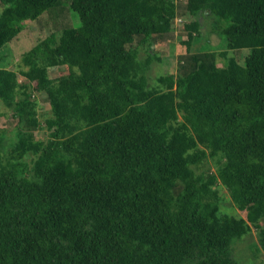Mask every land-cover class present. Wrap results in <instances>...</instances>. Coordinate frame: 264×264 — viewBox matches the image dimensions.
I'll list each match as a JSON object with an SVG mask.
<instances>
[{"label":"trees","instance_id":"obj_1","mask_svg":"<svg viewBox=\"0 0 264 264\" xmlns=\"http://www.w3.org/2000/svg\"><path fill=\"white\" fill-rule=\"evenodd\" d=\"M61 1L0 0V47ZM182 5L185 52L154 83L162 57L139 44L173 30L178 0H69L80 24L23 53L25 81L0 66L16 117L8 149L0 130V264H240L250 224L264 250V0ZM31 88L49 100L46 138ZM208 158L215 170H195ZM219 184L244 216L221 210Z\"/></svg>","mask_w":264,"mask_h":264},{"label":"rangeland","instance_id":"obj_2","mask_svg":"<svg viewBox=\"0 0 264 264\" xmlns=\"http://www.w3.org/2000/svg\"><path fill=\"white\" fill-rule=\"evenodd\" d=\"M184 0H178V11L181 13L176 15L173 20V30L166 35L159 37L158 40H153L151 43L139 44V55L143 56L147 47H152L156 50L157 55L162 57V60H155L152 62L150 69L148 70V80L150 83H154L155 77L159 73L178 70V59L183 52H185V44L182 39L186 38V32L184 30L185 20L193 19L194 16L190 15L187 10L184 9ZM80 24L78 13L69 8V0H62L59 4L43 10L37 17L33 19H26L24 21V27L19 33L10 41L0 47V66L9 67L15 69L18 72V80L25 81L26 78L20 73L21 68H25L22 62L23 53L29 49L37 40L47 36L51 32H54L56 36L59 35L61 29L67 26H76ZM208 24L203 21L201 26L202 35H206L209 39L211 49L216 50L218 53V63L223 64V58L220 56L219 51L221 42L219 37L215 33L207 32ZM202 39L200 40V42ZM203 44V42H201ZM198 43H193L195 46ZM249 48L243 47L237 50H229L227 54L234 55L238 61L242 62L244 55L248 52ZM68 72L66 64L56 65L48 68V74L51 77L58 76ZM32 84L34 82H31ZM34 99L36 101V115L41 121V125L34 129V135L37 138H46L48 130L44 126V118L51 114L49 100L44 91L31 88ZM0 130L5 131L6 149H8L12 143L13 134L16 129V117L11 115V109L3 104H0ZM210 169L215 170L214 162L211 158L204 160L195 166V170ZM219 192L221 194V210L229 212L235 215L244 216V212L240 210L231 200L229 192L224 185L219 184ZM260 223L264 225V217L260 220ZM257 228L250 224L247 233L242 234L240 237H236L232 242L233 256L239 261L240 264H264V250H256L257 241ZM234 247V248H233ZM256 250V251H255Z\"/></svg>","mask_w":264,"mask_h":264}]
</instances>
